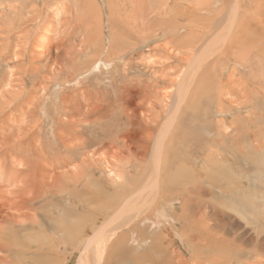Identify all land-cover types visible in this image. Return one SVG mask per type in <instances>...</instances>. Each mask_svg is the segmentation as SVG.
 <instances>
[{
	"label": "rangeland",
	"instance_id": "374dc122",
	"mask_svg": "<svg viewBox=\"0 0 264 264\" xmlns=\"http://www.w3.org/2000/svg\"><path fill=\"white\" fill-rule=\"evenodd\" d=\"M136 1L0 0V173L6 149L2 145L10 137L20 144L41 140L36 144L43 145L51 179L77 166L82 171L67 177L60 189L51 188L48 202L60 203L58 210L52 205L43 210L41 202L17 211L23 206L18 203L23 183L12 185L0 178V203L7 204L5 210L15 207L8 213L48 220V239L39 231L11 233L8 245L27 253L0 251V264H30L32 252L50 249L52 264H80L85 240L128 198L138 201L141 187L152 191L151 200L157 194L171 198L165 205L172 216L142 225V214L120 217L109 226L108 232L118 227L112 239L102 240L99 253L94 247L89 251L91 264L97 263L95 256L100 264H264V0H256L258 5L248 0H141V7ZM90 3L88 12L84 5ZM232 11L240 21L230 37L240 35L228 57L227 45L218 49V33L228 30ZM209 43L218 52L195 74L196 84L177 113L175 126L181 124L187 141L178 128V138L167 133L163 140L162 162L174 153L172 164L182 161L188 172L173 179L163 172L156 175L158 132L171 119L180 85L186 92L191 88L197 66L192 69L191 64ZM204 123L210 124L211 137L199 131ZM13 139L7 141L15 145ZM32 154L31 164L37 161ZM90 154L93 164L86 168ZM19 156L17 160L26 157ZM11 158L9 154L4 160ZM110 160L119 167L109 165ZM109 168L122 172L120 182H114ZM219 171L230 179L223 185L237 190L218 188L212 182L218 178L207 177ZM239 178L249 192L257 190L259 197L250 204L239 201ZM193 210L197 215L188 217ZM153 220L158 222L155 229ZM17 223L8 226L17 229Z\"/></svg>",
	"mask_w": 264,
	"mask_h": 264
},
{
	"label": "bare ground",
	"instance_id": "6f19581e",
	"mask_svg": "<svg viewBox=\"0 0 264 264\" xmlns=\"http://www.w3.org/2000/svg\"><path fill=\"white\" fill-rule=\"evenodd\" d=\"M248 1H251L253 4L255 3H258L259 4V2H256V0H248ZM258 4H256V5H258ZM136 5H137V7H141L142 6V2H141V0L139 1V0H137L136 1ZM84 7H85V10L86 11H88V12H90L91 10H92V8H91V3L90 4H85L84 5ZM260 15V13L258 14V16ZM253 16V15H252ZM245 17V16H244ZM231 22H230V24H229V27H228V30L225 32V34L224 35H222V34H220V33H218V35H220V36H222V38L220 39V41H222V43L220 44V45H218V46H213V44L212 43H209V44H207L206 45V47L199 53V55L196 57V59L193 61V63L191 64V66H192V69H194V67H195V65L197 64V66H196V71L194 72V76H193V81H192V86H191V88L189 89V91H187L186 92V90L184 89V87H183V84H181L180 85V88H179V90H178V92H177V96H176V100H175V104H173V106H172V108H171V111H170V117H171V119L170 120H168V121H166L162 126H161V130H159V132H158V137L156 138V143H155V152H156V155H157V162H156V167H155V173H156V175H159V174H161L162 172H163V174L164 175H166L169 179H173V178H175L176 177V175L178 174V173H186V172H188V166H187V164L186 163H184V164H182L181 162L179 163L180 165H178V166H174L175 164H172V162H174V158H176V156H174V153H170V155H169V157H167L165 160H163V162H162V158H161V155H162V152H163V148H164V143H163V140H164V137L167 135V133H172L173 135H175V138H178V136H177V132H175V130L177 131V128L178 129H181V124H178V126L176 127L175 126V122H176V119H177V113H178V111H179V109H180V106L182 105V103L185 101V99L187 98V96H188V93L192 90V88L194 87V85L196 84V81L194 82V80L196 79V77H195V74L198 72V71H200V70H202L203 68H204V64H205V62L207 61V60H209V56H212L214 53H216V52H218L217 50L218 49H220V48H222L221 46H223V45H227L226 47H227V51H225V53H224V55H226V56H228L229 57V55H230V53H232V51H233V49H235V46L239 43L238 42V40H239V38L237 37L238 35H240V32L238 33V35L236 36L235 35V37L234 38H232V37H230V33H232V29H233V26H234V23L236 22V21H240V19L238 18V14H237V12H235V11H232L231 12ZM246 18V17H245ZM254 19H255V17H254ZM260 19H261V17H260ZM259 19V20H260ZM255 20H257V19H255ZM259 20H257V21H259ZM262 20V19H261ZM249 25V24H248ZM250 26V25H249ZM248 26V27H249ZM252 27H254V26H252ZM251 27V28H252ZM260 28V27H259ZM237 30H239V29H237ZM263 30V29H262ZM240 31V30H239ZM241 31H243V29L241 30ZM238 32V31H237ZM245 32V31H244ZM248 33L247 34H249V36H250V32H249V30L247 31ZM256 32V31H255ZM262 33H263V31H261ZM260 32V33H261ZM252 33H253V28H252ZM261 33V34H262ZM254 34V33H253ZM256 34V33H255ZM252 35V34H251ZM262 35H264V34H262ZM248 39H247V41L249 40V38L250 37H248V36H246ZM252 37V36H251ZM242 38V37H241ZM256 38H257V36H256ZM258 39V38H257ZM256 39V40H257ZM242 40V39H241ZM262 40V39H261ZM259 41V40H258ZM238 42V43H237ZM252 42V41H251ZM253 43V42H252ZM251 43V44H252ZM258 44V43H257ZM260 44V43H259ZM246 45V44H245ZM244 45V46H245ZM255 45V44H254ZM261 45V44H260ZM256 46V45H255ZM217 47H218V49H217ZM216 48V49H215ZM254 48V47H253ZM255 48H257V47H255ZM241 49V48H240ZM249 49V48H248ZM248 49H246V50H248ZM262 49V48H261ZM226 50V49H225ZM245 50V51H246ZM251 50V49H250ZM253 51H254V49H252ZM241 51V50H240ZM221 52V51H220ZM241 52H243V51H241ZM246 52H249V51H246ZM262 52V51H261ZM243 53H245V52H243ZM254 53V52H253ZM220 54V53H219ZM236 54V53H235ZM249 54V53H248ZM257 54V53H256ZM259 55V54H258ZM253 56V55H252ZM260 56H261V54H260ZM260 56H258V57H260ZM257 57V58H258ZM259 59V58H258ZM255 61H256V59H254ZM261 61V60H260ZM259 61V62H260ZM264 61V60H263ZM258 62V63H259ZM262 62V61H261ZM218 63H219V61H218ZM260 64V63H259ZM261 65H262V63H261ZM264 65V64H263ZM258 66H260V65H258ZM257 66V67H258ZM33 67V66H32ZM264 70V69H263ZM262 74H263V72H262ZM203 75V74H202ZM202 75H200L201 77H202ZM11 100H13V102H14V98H12L11 97ZM253 101V99L251 100V102ZM10 102V101H9ZM8 102V103H9ZM260 107V106H259ZM197 112V111H196ZM197 114H198V112H197ZM196 114V115H197ZM99 122V121H98ZM204 126H206L205 128H202V127H200V129H199V131H201L202 130V132L203 131H205V134L206 135H208V136H212V132H211V127H210V124H208V123H204L203 124ZM173 128H174V131H172L173 130ZM189 129H190V127H189ZM191 130V129H190ZM194 131H195V129H193ZM179 132H182V133H184V135L182 136V137H180V138H183V140H185V141H187V138H186V134H185V131L184 130H179ZM178 132V133H179ZM77 134H79V133H77ZM9 136H11V135H9ZM181 136V135H180ZM222 136H224V135H221L220 134V136H219V138H221ZM15 137V136H14ZM26 138V137H25ZM218 137L216 138L217 140L219 139ZM224 138V137H223ZM13 139V137H10V138H7L6 139V142L7 143H5V144H3L2 145V147H4V148H6V149H4L5 150V155H4V157H2L1 158V160H2V162H1V164H2V173H0V178L2 179V180H5V181H7V182H10L12 185H13V183H15V184H20V183H23L22 184V188L20 189V190H23V192H21L20 193V195H18L21 199H20V201L21 202H18V203H21L23 206H22V208H19L17 211H22V209L25 207V208H27V209H33V208H35V205L36 204H39V203H41V202H43V205H42V209L44 210L47 206H49V205H52L55 209H57L58 210V208H60V203H58V202H48V197H49V192H51V191H53V189H51L52 187H56L57 188V190L58 189H60V187L59 186H62L63 185V183H66L67 181V177H70L71 175H73V176H80V174L82 173V171H81V167L80 168H78V166L77 167H75V169L73 170V171H68V172H64V173H61V172H57V173H55L54 174V177H53V179H51L50 177H49V174L50 173H47V170L45 169L46 168V165L44 164L45 162H44V153H43V145L42 144H40V147H38L37 146V144H36V142H41V140L40 139H36V138H33V139H29V140H26L25 142H23V143H19L20 141H15V139H13L14 140V143L16 142V144L15 145H12V144H10V142H8L7 140H12ZM89 139L90 138H88V141H89ZM92 140V139H91ZM182 140V141H183ZM35 141V142H34ZM94 141V140H93ZM92 141V142H93ZM181 141V142H182ZM185 141H184V143H185ZM34 142V143H33ZM91 142V143H92ZM100 142V141H99ZM99 142H98V144H99ZM13 143V144H14ZM102 143V142H101ZM101 143L99 144V145H101ZM83 144V143H82ZM88 144H90V142L88 143ZM87 144V145H88ZM92 145V144H91ZM103 145V144H102ZM260 145V144H259ZM80 146H82V145H80ZM84 146H85V144L82 146L83 148H84ZM211 146V145H210ZM261 146V145H260ZM88 147V146H87ZM9 148H10V151H9ZM75 148H77V147H75ZM82 148V149H83ZM89 148V147H88ZM210 148V147H209ZM31 149V150H30ZM78 149H81V147L80 148H78ZM94 149V148H93ZM256 149V148H255ZM260 149V148H259ZM184 150V149H183ZM186 150V149H185ZM80 151V150H79ZM84 151V150H83ZM89 151V150H88ZM88 151H86L87 153H89ZM91 151V150H90ZM11 152V153H10ZM179 152H182V151H180L179 150ZM179 152H177V156H179ZM256 152H258V150L257 151H255V153ZM262 152H264V151H262ZM20 153H22L24 156H26V157H24L22 160H17V158L18 157H20L19 156V154ZM32 153H34V154H32ZM82 153V152H81ZM85 153V152H84ZM253 153V152H252ZM9 154H12V155H14V158H11L10 160H8V161H5L4 159L9 155ZM29 154H32V156H34L35 157V160H37V161H32V163L33 164H31V159H29ZM83 154V153H82ZM182 154H183V152H182ZM187 154V153H186ZM86 155V154H85ZM89 155V154H88ZM93 155V154H92ZM91 154H90V157L92 156ZM189 155V154H188ZM259 156H260V154H259ZM93 157V156H92ZM180 157V156H179ZM255 157V156H254ZM88 158V157H87ZM185 158V157H184ZM249 158H251V157H249ZM255 158H258V157H255ZM255 158H253V159H255ZM261 158V157H260ZM93 159H94V157L93 158H90V159H86V161H85V164H86V168H90V167H92V164H93ZM178 159V158H177ZM248 159V158H247ZM253 159H252V161H253ZM185 160H187V158L185 159ZM184 160V161H185ZM260 160V159H259ZM180 161V160H179ZM183 161V162H184ZM226 161V160H225ZM238 161V160H237ZM255 161H256V159H255ZM261 161V160H260ZM9 162H11L10 164H9ZM230 162V161H229ZM254 162V161H253ZM256 162H258V161H256ZM94 163H95V160H94ZM109 165H111V163H112V161L110 160V161H108L107 162ZM233 163H235V162H233ZM248 163V162H247ZM262 163L263 162H261V166H262ZM113 165H112V167H114V166H117V167H119V165H118V163H117V161L115 162V163H112ZM177 164H178V162H177ZM259 164V163H258ZM218 165V164H217ZM216 165V166H217ZM244 165V164H243ZM257 165V164H256ZM25 167L24 169H22L21 171H18L17 169H16V167ZM120 166H121V163H120ZM219 166V165H218ZM230 166H232V165H230ZM234 166H236V165H234ZM31 167H34L35 169H33L34 171H31ZM258 167V166H257ZM78 168V169H77ZM219 168V167H218ZM236 168V167H235ZM262 167H260V169H261ZM240 169V168H239ZM242 169H244V168H242ZM46 170V171H45ZM222 170H223V168H222ZM236 170V169H235ZM241 170V169H240ZM239 170V171H240ZM245 170V169H244ZM257 170H258V168H257ZM256 170V171H257ZM75 171V172H74ZM108 171L110 172V176H113L114 178H115V180L116 181H114L115 183H117V182H120L121 181V176H120V174L118 173V169L117 168H109L108 169ZM226 171V170H225ZM231 171V170H230ZM256 171H254V172H256ZM120 172V171H119ZM219 172H221V173H219V174H214V173H211V174H208L207 175V177L210 179V177L212 178V180L213 179H215V178H218V180H213L212 182H216L218 185H217V187L218 188H224V189H230V190H234V189H236V187L233 185L232 186V188H228L227 187V184H226V187L223 185V180H225V179H227V180H229L230 181V179H229V177L228 176H224L222 173H225V172H223V171H219ZM246 172V171H245ZM120 173H122V172H120ZM241 174V173H240ZM243 174H245L244 172H243ZM228 175V174H227ZM251 175V174H250ZM243 175H241L240 177H242ZM245 176H247V175H245ZM253 177H255V176H253ZM252 177V178H253ZM243 178L244 177H242V180H243ZM261 178V177H260ZM259 177H258V179H260ZM262 178H264V176H262ZM20 179V180H19ZM237 179V178H236ZM235 179V180H236ZM255 179V178H254ZM248 180V179H247ZM261 180V179H260ZM264 180V179H263ZM238 181L240 182V184H241V186L239 187V189H241V188H243V190H242V194L240 195V199L241 200H239L240 202H242L243 200L244 201H246L247 202V204H248V202H249V204L251 203L250 201H254L255 200V198H257V197H259V196H257L258 194H255L256 192H257V190H255V191H252V192H249L248 191V189H247V186L248 185H246V184H244V183H241V178H239L238 179ZM214 182V183H215ZM225 182H226V180H225ZM235 182V181H234ZM243 182V181H242ZM249 182H250V180H249ZM260 182V181H259ZM259 182H257V183H259ZM263 182V181H262ZM5 183V182H4ZM229 183V182H228ZM261 183V182H260ZM251 184L253 185V183L251 182ZM5 185V184H4ZM251 185V186H252ZM21 186V185H20ZM255 186V185H254ZM4 187H8L7 185L6 186H4ZM155 187V182H153V183H151V185H150V187H149V189H151V188H154ZM249 187V186H248ZM142 188V187H141ZM141 188H140V190L138 191V193L135 195L136 196V198L138 199V201L137 200H135L134 198V196H131L130 198H128L114 213H113V215L109 218V220H107L106 222H104L103 224H101L92 234H91V236L89 237V238H87L86 240H85V247H84V251L81 253V255H80V257H79V263L80 264H91L90 263V260H91V258L89 257V251L90 250H92V248L94 247L95 248V250L99 253L100 252V247H101V243H103V241L102 240H106V238H107V240H110V239H112V236L116 233L115 231L118 229V227L117 228H114V229H112V231L111 232H108L109 231V226L111 225V223H113V222H117V220L120 218V217H129V216H137L138 214H142V220H141V222H140V224L142 223V222H144V224H146V223H148V222H150L151 221V219H155L156 218V220L160 223L161 221H163V220H159V219H157V218H160L161 219V217H165V215L166 216H172V213L168 210V208L166 207V205H165V201L166 200H170L171 198H168V197H166V196H164L165 198L164 199H162L161 198V195L160 194H157L156 195V197L153 199V200H151L149 197L151 196V194H152V191H147V189L146 188H144L143 187V189L141 190ZM9 190L8 188H3V190ZM199 189V188H198ZM201 189V188H200ZM237 190V189H236ZM1 191V190H0ZM1 193H2V191H1ZM0 193V194H1ZM8 194V193H7ZM14 194V193H13ZM56 193L55 192H52V197H51V200H55L56 199V197L54 196ZM261 194H262V192H261ZM2 195H4V194H2ZM9 195H11V194H9ZM169 196H173V195H171V194H169ZM235 196H237L236 194H235ZM263 196V195H262ZM262 196H260V197H262ZM2 197V196H1ZM5 197V199L7 198V196H4ZM11 197V196H10ZM182 199H186V201H187V203H191L190 202V200H188V195L186 194V193H182V195L180 196ZM15 198V197H14ZM139 198H141V199H139ZM179 198L177 197V198H175L174 200H173V202L174 201H176V200H178ZM262 199V198H261ZM3 200H4V198H3ZM12 200V199H11ZM18 200V199H17ZM59 201H60V198L58 199ZM150 200V201H149ZM238 201V202H239ZM262 201H263V199H262ZM8 202V201H7ZM149 202V203H148ZM243 203V202H242ZM241 203V204H242ZM16 204V203H15ZM161 204V206L160 207H158L157 205H160ZM256 204V203H255ZM7 204H5L4 202L2 203V200H1V203H0V251H6V252H9L10 254H16V255H18V256H23V255H25L27 252H23V251H20V250H18V251H15V249L14 248H12L10 245H8V241L9 240H11L10 238H9V235L11 234V233H22V232H25L26 234H28V235H31L29 232L30 231H35V232H37V231H39V233H44V238H47L48 239V236H47V231H46V226H47V222H48V220H47V217H42V218H35L34 216H32L31 214H28V213H20L19 215H16V214H14V213H8V211H6V210H8L9 209V211L11 210V209H13V208H15V207H9V208H7L6 210L4 209L5 208V206H6ZM252 205V204H251ZM262 205V204H261ZM20 206V205H19ZM41 205H39V206H37V207H40ZM7 207V206H6ZM240 207V206H239ZM232 208H234V209H236L237 211H239L240 212V209L239 208H235V207H232ZM241 208H242V206H241ZM259 208V207H258ZM245 209V208H244ZM261 210V208L259 209V212H261L260 211ZM14 211V210H13ZM264 211V210H263ZM258 212V213H259ZM5 213V214H4ZM194 213V214H193ZM197 211L196 212H194V210L193 211H191L190 212V214L188 215V217L189 216H192V215H194V216H196L197 214ZM246 213V212H245ZM247 213H248V211H247ZM243 214H244V212H243ZM249 214H251V215H253V216H256V212L254 211V213L251 211V213H250V211H249ZM127 215V216H126ZM200 215V214H199ZM250 216V215H249ZM139 217V216H138ZM257 217H258V215H257ZM137 218V217H136ZM250 218H251V216H250ZM260 218V217H259ZM133 218H129L128 219V222L126 223V224H128L129 222H131V220H132ZM28 220H30V222H27ZM256 220V219H255ZM261 220V219H260ZM153 221H155V220H153ZM239 221V220H238ZM243 221V220H242ZM258 221V220H257ZM18 222V223H17ZM158 222H152L153 224H150L151 225V229L153 228V225H154V229H155V223H158ZM250 222V221H249ZM12 223H17V225H16V227H17V229H15V228H13V226H8V224H12ZM151 223V222H150ZM243 223V222H242ZM252 223V222H251ZM261 224H263L264 225V220L263 221H261L260 222ZM197 224V223H196ZM240 224V223H239ZM260 224V225H261ZM40 225V226H39ZM142 225V224H141ZM39 226V227H38ZM246 226H249L248 224L246 225ZM253 225H251V227H252ZM258 226V225H257ZM20 227V228H19ZM236 227V226H235ZM18 228H19V230H18ZM238 228V227H237ZM255 229V228H254ZM257 229V228H256ZM259 229V228H258ZM257 229V230H258ZM264 229V228H263ZM52 230L54 231V232H56V231H58L59 230V228H58V226H57V229L56 228H52ZM196 230H199V231H201V233H202V230L200 229V228H198V227H196ZM239 230V229H238ZM29 231V232H28ZM187 230H184L183 232H186ZM243 231V230H242ZM10 232V233H9ZM256 232V231H255ZM50 233V232H49ZM108 233H111V234H108ZM197 233V232H196ZM246 233H248V232H246ZM258 233V232H257ZM51 234V233H50ZM106 234H108L109 235V237H106ZM259 234V233H258ZM111 235V236H110ZM50 236V235H49ZM242 236H244V235H242ZM14 237L15 238H17L15 235H14ZM18 237H20V236H18ZM199 237H201V236H199ZM203 237V236H202ZM245 238H246V236H245ZM244 238V239H245ZM257 238V237H256ZM46 239V240H47ZM246 239H248V238H246ZM245 239V240H246ZM155 240V239H154ZM243 240V239H242ZM245 242H247V241H245ZM46 243V242H45ZM41 245V246H40ZM39 246L42 248V246H44L45 244L44 243H41ZM262 246V245H261ZM93 248V249H94ZM115 248H118V247H115ZM203 248H204V246H203ZM57 250V249H56ZM56 250H54V258H55V256H57L58 255V252L56 251ZM53 249H50L49 251H47V252H45V251H43V250H40L39 251V254H38V252H32V254L30 255L31 256V261H30V264H52V263H54L53 262V258H52V254H53ZM96 252V253H97ZM262 252V251H261ZM38 254V255H37ZM96 255V254H95ZM100 255V254H99ZM125 255L126 256H128V253L125 251ZM168 256V255H167ZM96 257V261H97V263L96 264H100V259L101 258H98V256H95ZM40 260L42 261V262H40ZM21 264H24L23 262L21 263Z\"/></svg>",
	"mask_w": 264,
	"mask_h": 264
}]
</instances>
